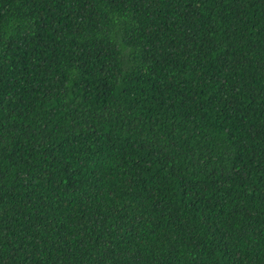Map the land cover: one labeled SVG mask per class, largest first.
Instances as JSON below:
<instances>
[{"label": "trees", "instance_id": "16d2710c", "mask_svg": "<svg viewBox=\"0 0 264 264\" xmlns=\"http://www.w3.org/2000/svg\"><path fill=\"white\" fill-rule=\"evenodd\" d=\"M0 264H264V0H0Z\"/></svg>", "mask_w": 264, "mask_h": 264}]
</instances>
